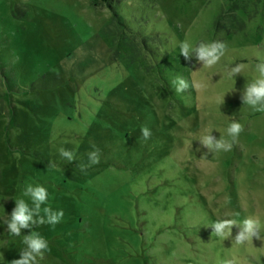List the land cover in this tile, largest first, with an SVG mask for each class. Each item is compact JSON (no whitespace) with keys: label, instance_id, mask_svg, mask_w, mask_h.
Here are the masks:
<instances>
[{"label":"rangeland","instance_id":"374dc122","mask_svg":"<svg viewBox=\"0 0 264 264\" xmlns=\"http://www.w3.org/2000/svg\"><path fill=\"white\" fill-rule=\"evenodd\" d=\"M91 2L0 0V264L33 231L48 243L37 264H264V229L239 246L238 228L221 240L209 227L264 225V113L241 101L264 61V0ZM185 39L227 51L203 69L180 54ZM177 75L202 87L178 94ZM232 121L244 130L231 151L199 141ZM29 184L63 218L11 236L3 220L16 199L32 206Z\"/></svg>","mask_w":264,"mask_h":264},{"label":"clouds","instance_id":"9594fccd","mask_svg":"<svg viewBox=\"0 0 264 264\" xmlns=\"http://www.w3.org/2000/svg\"><path fill=\"white\" fill-rule=\"evenodd\" d=\"M227 45L224 42L215 41L210 43L200 42L193 45L185 39L180 43V54L185 61L191 63L193 54L197 64L202 65L203 69H210L218 64L226 54ZM243 71L242 65H236L231 68L230 74L236 77ZM256 77L252 81H247L242 89L241 101L243 106H248L254 112L264 113V61L255 64ZM172 86L176 93H183L190 87L199 90L202 85L196 81L185 79L177 75L172 81ZM244 127L240 122L232 121L227 127V138L223 135L219 139L212 135V130H206L199 141L206 146L212 153L229 152L238 141ZM142 136L144 140L151 138V130L148 127H142ZM60 155L67 161L75 159L72 151L64 148L59 149ZM99 163V150H95L88 155L87 168ZM80 169L85 171V165L81 164ZM24 196L30 197L32 206L24 199H16V207L12 210L10 218H5L3 223L7 226L8 233L11 236H20L22 229H30L39 224H49L55 226L63 218V211H54L47 204L48 192L43 186H32L29 184L24 191ZM209 227L212 229V236L221 240L232 237L233 228H238L233 241L235 245L243 246L253 238L261 240V230L264 229L260 219L256 216H247L242 221L236 219H220L213 222ZM23 243L26 248L20 251V258L14 259L10 264H37V257H43L48 250L47 241L34 231L30 235L23 236ZM225 264H231L226 261Z\"/></svg>","mask_w":264,"mask_h":264},{"label":"trees","instance_id":"16d2710c","mask_svg":"<svg viewBox=\"0 0 264 264\" xmlns=\"http://www.w3.org/2000/svg\"><path fill=\"white\" fill-rule=\"evenodd\" d=\"M94 7L105 6L113 9L112 0H91Z\"/></svg>","mask_w":264,"mask_h":264}]
</instances>
